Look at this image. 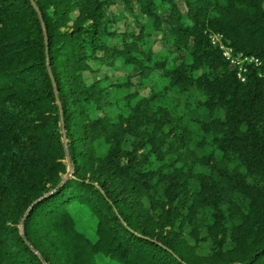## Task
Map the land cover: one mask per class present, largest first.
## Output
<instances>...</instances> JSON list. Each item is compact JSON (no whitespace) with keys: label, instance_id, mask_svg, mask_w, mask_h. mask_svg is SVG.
I'll return each instance as SVG.
<instances>
[{"label":"trees","instance_id":"16d2710c","mask_svg":"<svg viewBox=\"0 0 264 264\" xmlns=\"http://www.w3.org/2000/svg\"><path fill=\"white\" fill-rule=\"evenodd\" d=\"M33 1L0 0V264H264V0Z\"/></svg>","mask_w":264,"mask_h":264},{"label":"rangeland","instance_id":"374dc122","mask_svg":"<svg viewBox=\"0 0 264 264\" xmlns=\"http://www.w3.org/2000/svg\"><path fill=\"white\" fill-rule=\"evenodd\" d=\"M176 1L179 3L180 8L184 11L185 8H184L183 3H181V0H176ZM132 7H133V15L125 11L124 3L122 0H114V3L109 8L107 15L111 17L113 14H117L120 11H123L127 15L128 24L124 25L123 22H119L115 26H117L118 29L120 30H125L128 32H137L138 31L137 21L138 20L142 21L144 19V16L138 11V5L135 3V1L132 2ZM162 12L164 11H161V13ZM160 36H161L160 33L158 32L154 33L151 36V40H149V43L151 44L152 49L157 53V57L160 55V53H164L165 50L167 49L166 46L162 42L159 41ZM130 39L131 37L127 35V40H130ZM118 63L120 64V61H118ZM107 71L111 76L112 82L116 81V78L119 77L123 72L122 70H116V69H113V70L107 69ZM132 71L135 73L136 69L132 68ZM101 75L102 74L100 73H97V74L94 73L92 76L93 78H97V77H100ZM120 80L123 81L122 79ZM132 80L137 83L140 81V79L135 74L132 76ZM146 80H147L146 83L152 84V86L154 85L156 86V84H158L157 88L159 87V79L155 73L150 74V76ZM139 85H140L139 86L140 93L147 94L149 91V85H145L141 83ZM104 149H105L104 143L99 142L98 150L100 152H103ZM71 208H72V213L77 223V227L79 229L84 230L86 233L92 234L93 228H94V218L92 217V215L81 206L73 205Z\"/></svg>","mask_w":264,"mask_h":264},{"label":"built area","instance_id":"2783aa9c","mask_svg":"<svg viewBox=\"0 0 264 264\" xmlns=\"http://www.w3.org/2000/svg\"><path fill=\"white\" fill-rule=\"evenodd\" d=\"M210 37H211V42L213 44L219 45L220 49L222 50L223 56L227 60H229L230 63L238 67L239 77L242 78L241 71L246 70L245 63H251V62L255 64L259 63L258 59L253 56L243 55L241 53H234L233 47L225 43L222 40V36L220 34H214V35H211Z\"/></svg>","mask_w":264,"mask_h":264},{"label":"water","instance_id":"95a60500","mask_svg":"<svg viewBox=\"0 0 264 264\" xmlns=\"http://www.w3.org/2000/svg\"><path fill=\"white\" fill-rule=\"evenodd\" d=\"M31 1H32V3H33V5H34L35 9L37 10V7H36L34 1H33V0H31ZM37 11H38V10H37ZM48 71H49V73H50V75H51V77H52L51 70H50L49 68H48Z\"/></svg>","mask_w":264,"mask_h":264}]
</instances>
